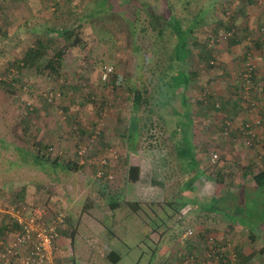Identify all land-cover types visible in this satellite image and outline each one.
<instances>
[{"label":"rangeland","instance_id":"obj_1","mask_svg":"<svg viewBox=\"0 0 264 264\" xmlns=\"http://www.w3.org/2000/svg\"><path fill=\"white\" fill-rule=\"evenodd\" d=\"M253 5L248 3L244 7L239 0H0V26L3 25L0 31L3 78L0 80V226L2 221L10 222V212L17 209H22L25 215L35 208L43 210L42 220L46 224L53 223L61 214L63 223L58 237L66 240L52 242L55 264H113L107 257L110 245L120 256L115 264H183L193 241L198 245L190 247L191 252L204 257L208 235L214 236L213 248L219 249L218 254L227 264H250L242 252L249 253L253 248L255 252L262 251L264 241L260 238L249 242L246 229L236 232L242 235L236 241L237 237L229 235L232 229L228 225L222 224L216 233L198 218L193 224L190 219L193 216L180 211V205L191 199L188 194L179 193L184 191L186 180L197 176L199 181L194 185L198 189L199 184L204 185L202 194L206 202L219 181V173L222 187L228 192L225 207L233 204L232 197L238 202V196L249 193L248 179L240 175L248 164V154L257 161L254 169L250 167L252 173L263 169L260 161L263 154L252 151L259 147L260 141L253 147L244 144L238 113L224 111L233 105L224 106L229 92L237 93V98H241L242 92L228 89L221 93L237 80L231 77L233 72L228 70L223 58L239 59L235 67L239 71L246 53H261L263 48L255 46L259 36L264 35L259 32V26L248 35L237 33L236 29V18L246 6L254 10ZM172 17L182 29L191 30L188 31L190 59L185 63L190 80L185 89L175 88L170 92L172 88L165 83L164 74L172 73L170 65H176L175 61L169 62L174 37L167 21ZM229 27H234L235 34L222 39ZM60 28L71 29L72 36L59 34ZM37 38L46 40V48L34 65H25L23 56ZM63 60L69 63L63 64ZM210 61L214 64L210 65ZM110 65L114 69L103 79L105 68ZM11 68L15 69L12 81L7 78ZM129 73L130 80L126 75L122 81L117 76ZM72 87H76L74 95L67 91ZM50 90L60 92V97L51 103L44 96ZM180 90L184 92L195 128L200 131L201 116L206 122L205 132L210 127L208 133L217 134L220 139L234 137L236 143L229 147L239 154L238 161L243 159L244 166L216 152L215 140L210 146L195 145L202 158L198 165L190 158L192 139L182 123L186 113H177L181 105ZM134 91L140 92L145 101L138 112L136 137L128 129L132 114L130 93ZM243 99V103L247 102V98ZM107 109L120 111L117 122L120 129L110 132L112 120L105 113ZM55 125L59 127L57 131L48 130ZM235 127L239 129L237 132L233 131ZM45 128L50 132L48 138L58 139L41 143ZM55 131L59 132L56 136ZM170 133L175 136L171 141L178 143L174 146L177 153L173 146L163 143ZM14 141L25 145L18 149L12 145ZM102 141L109 145H103ZM83 146L86 153L80 157L77 152ZM34 152L48 160L42 158L41 165H37L32 158ZM113 154L117 159L106 167L112 171V179L95 180L96 162L103 157L113 159ZM124 154L130 158L125 160ZM213 154L217 155L214 161ZM136 161L141 163L145 174L150 175L156 169L163 184H150L148 179L142 182L143 204L135 209L128 207L126 218L120 222L115 214L111 215L110 204L115 203L116 188L125 186V166ZM179 163H184L186 171L193 168L197 171L179 175ZM97 184L111 187L112 195L98 191ZM196 192L191 196H202L199 190ZM249 194L255 195L253 191ZM256 211L255 217L248 214L246 219L256 218ZM231 216L235 222L240 218L235 212ZM188 228L192 230L191 236L184 235ZM17 231L12 226L0 231V250ZM161 247L166 248L165 252H160ZM204 262L224 264L214 257L205 258Z\"/></svg>","mask_w":264,"mask_h":264},{"label":"crops","instance_id":"obj_2","mask_svg":"<svg viewBox=\"0 0 264 264\" xmlns=\"http://www.w3.org/2000/svg\"><path fill=\"white\" fill-rule=\"evenodd\" d=\"M239 1L242 2V5L244 4V7H245V5H248V3L251 4V5L254 4L253 5L254 6V10L251 9V6H246V9L241 11V14L236 18V21H235V23H237V28H236L237 29V33H241V35H244V34L248 35L251 32H253L257 28V26L264 25V4H258L259 0H239ZM246 1L248 2L247 4L245 3ZM11 32L13 33V30ZM259 39L260 40H257L255 42L256 43L255 46L258 47L260 45V46L263 47L264 46V35H260ZM238 45L239 44L234 45L232 47H236ZM261 56H263V55H262V53H260V51L259 52H257V51L252 52L253 64H254L256 76H255V78L253 80L252 88H250L247 92H245L243 90V88H242L243 79L241 78V75H240V70H241L242 63H240L241 65H239V67H238L239 71H237L235 69V67L237 66L236 62H238L239 59L234 61L233 59H230L228 57L227 58L226 57L223 58L224 59L223 61H224L225 65H226V67L228 68V70L230 72H233V75L231 77L234 78V79L237 77V80L234 83L232 82L233 83L232 87L228 86L227 88L223 89L221 91V93L222 92L223 93L227 92L226 90H228V89H232V90L236 89L237 91H241L242 92L241 98L240 97L237 98L236 96H238V95L234 91L229 92V94L226 96V97H229V98L225 97L224 106H225L226 103L233 104L232 107L234 109L232 107L231 108L229 107L230 110L228 108V109H225L224 111L225 112L233 111L234 113H238V117L241 119L240 120L241 125L243 124L245 119H248V118H250L252 116V114H250L248 112V109H247L248 106H249L250 101H252V100L255 101L256 104L258 105L259 109H264V56L263 57H261ZM65 63L68 64L69 61L68 60H63V64H65ZM122 66H123V64H122ZM121 70L124 71V68L122 67ZM64 74H66V73H64ZM124 75H126L127 80L128 79L130 80L132 78V74L131 73H129V74H118L117 76L122 81V77ZM224 78L227 79L226 76ZM116 81H117V78H116ZM74 89H76V87H72L71 90H67V91L70 94L74 95V93H75ZM128 96L129 95H127L126 97H128ZM130 98H131V93H130ZM243 98H245V99L247 98L246 99L247 102L243 103L245 101ZM60 103H63V101L61 100ZM64 104H66V102H64ZM182 110H183V112H182ZM173 111L176 112L175 110H173ZM131 112H132V114L129 116L130 124L128 123V127H129L128 129H130V131L132 133V136L136 137L137 136V132H138L137 127H136L137 126L136 122H138L139 120H138V118H136L135 119L136 122H134V120L132 118V115H133V107L132 106H131ZM177 112H182V113L189 114L188 116L187 115L184 116L185 119L184 118L182 119V123L186 125L185 128H186V130H188L190 139H192L193 147H191V149L193 150V152L191 151V155L192 156L190 158L197 165H198L199 159H202V158H200V154L198 152L199 149H196L195 145L196 144H200L202 146H210V145H213L212 144L214 142L213 140H215V148H214V150L216 152L218 151L220 155L224 154V157L226 159H228V160H231V162L232 161H235V162L238 161L239 154L235 153L229 147V146H231V144H235L236 143V139L234 137H228V139H220L219 137H217V134H216V136H214L213 134H211V133L209 134L208 133V131H210V129H212L210 127L208 128L207 132H205L204 129L207 128L205 126L206 122L203 120L204 118L201 117V116H199V119H198V123H201L200 131L197 130L195 128V126H194L195 125V123L193 122L194 119H193L192 113H191L187 103L184 106L180 105V109ZM201 112L204 113V111H202V110H201ZM105 113L109 114V116H110L109 119L112 120L111 123H109V125H110V127H109L110 129L109 130H111L110 132H113L114 130L120 129V127L117 126L118 119H120V114H119L120 111L119 110H114V109H107L105 111ZM217 113H219V111H217ZM136 114L138 115V113H136ZM115 115H117V116L115 117ZM131 125L134 126L133 127L134 129L132 128V130H131ZM202 125H204V126H202ZM241 125H240L239 128H241ZM53 127H55V128H50L49 127L48 130L54 129V130L57 131V129H59V127L57 125H55ZM174 127H176V123L173 126V128ZM227 127L228 126H225L224 130H226ZM185 128L183 127L184 131H185ZM45 129H46V131L44 130V131L41 132V137L43 138V139H41V141H42L41 143H44V144L45 143L46 144L47 143H51V142L53 143V141L58 139V138H55V137L48 138L47 134L49 135L50 132H47V128H45ZM234 129H235L236 132L239 130L236 127L233 128V131H234ZM56 131H55V133H53V135H55V136H56V133L59 134V132H56ZM242 133H243V131H242ZM256 133H257L256 137H257V139H259L258 141H260V145L261 146L258 145L259 147L255 148L256 150L253 148L252 151L254 152V154L259 153V152L261 154H263V157H262V159L260 161L263 162V167L262 168L264 169V121H263L261 126L256 128ZM121 134H122V132H121ZM172 138H175V136L171 135V133L168 134L167 140H165L163 143L167 144V146L168 145L173 146V149H174V146H176L178 143L177 142L176 143L172 142L171 141ZM122 140H123V138H121V143H124ZM107 141H109V140H107ZM239 141L242 142L243 139L240 137ZM243 142H245V141H243ZM102 144L103 145H106V144L109 145V142H103L102 141ZM56 145H58V144H56ZM174 150H175V153H177V150L176 149H174ZM228 151H230V153L226 154V152H228ZM243 155L244 154H242V156ZM124 156H125V160H126V157H127V159L130 158V156H127V154H124ZM176 159L177 160H182L180 158H176ZM238 162H241V165H243V166L245 165L243 159L238 161ZM255 162H257L255 157L252 158V154H248V162H247L248 164H246V166L244 167L242 172H240V175L243 178L246 176V178L248 179L247 180L248 181L247 185L249 186L248 187L249 188L248 189L249 193L251 191L258 193V191H259L258 187L256 186V184H255V182H254V180L252 178L253 175L257 174L259 171L252 173V171L250 169V167H253L255 165ZM132 164H137L139 166V168H140L139 178L136 181H134V182L130 181L129 178H128V167L130 165H132ZM132 164L128 163L125 166L126 167V169H125V186H123L121 188H119V187L116 188V190H117L116 193H118V195H116L117 197L115 196V205L110 204V205H112L110 207V209H109V211L111 212V215L114 216V214H115L116 215L115 217L119 218L120 222H122V219L126 218L125 214L128 212L127 211L128 207H130L132 209H135V208L139 207V204H143L141 202V201H143L142 200L143 196L141 197L142 193L140 192V185L142 184V182H147L146 179L151 181L150 184H157L160 181H162L161 178H160V174H159V172H157L156 169L150 175H148V174L143 173V169H142L141 163L137 162V163H132ZM179 169H180V171H178L179 175H185L186 172H192V171L195 170V168H193L191 171H186V167H185L184 163H179ZM253 169H254V167H253ZM195 171H197V170H195ZM216 176H217V174H216ZM192 177L193 176H191L188 180H186V183H185L186 186L183 185L185 187L184 191H181V193H179V194H180V196H183L184 194L185 195L188 194L190 199H191L190 201H186V202H184L183 204L180 205V207L182 206L180 211L184 215H188L189 214V216H193L192 218H190V219H192V221H194V222H192L193 224H195L197 222V220L199 219L200 223L206 224V226L208 225L210 227L208 229L209 230H213L216 233L219 232L218 229L223 227L222 224L228 225L229 228L232 229L230 231L229 235H231V237H234V238L237 237L236 241L237 240L239 241L241 239L240 237H242V235H240L239 233H236V232L237 231L238 232H243L246 229L245 234L248 235L249 242H256L260 238L264 241V193L259 198L256 195V196L248 197V198H250V200H247V203L249 204V206L247 204V208L249 209V212L251 211V214L252 215L254 214V217H255V213L254 212L257 210L256 211L257 217L247 221L248 223L240 222V220L239 221L237 220L235 222L234 221V217H232L231 215L235 212V208H237L236 207L237 204H235V203L239 204V201L241 199H239V201L236 202V199H233V197H232L231 200H233L232 201L233 204H231V205L227 204V206L224 207L223 203H224V200L227 199L226 196L228 195L227 194L228 192H227L226 188L222 187L223 184H221V182H222L223 179H222L221 175L218 173L219 181H216V185L213 188V191L211 192L212 194L208 195L209 198L206 200V202L204 201V198H203L204 196L202 194V193H204V189H205L204 185L199 184L200 185V189H198V186L194 185L195 183H197V181H199L198 177L194 176V179H192ZM103 179L104 178H102V180ZM155 179H156V182H154ZM95 180L99 181L101 179H95ZM237 185H236V187H237ZM93 189H95V188H93ZM96 189L98 191L100 190L102 193H105V194L107 193L108 195L109 194L112 195V193H111L112 191L111 190H113V189H111V187L107 188L104 184L103 185H98L97 184V188ZM237 189L238 188H236V190ZM197 190H199V192L201 193L202 196H199V195L191 196V194L197 193L196 192ZM133 192L134 193L137 192V193L135 195H133ZM179 192H180V190H179ZM133 196H135V197H133ZM109 197H111V196H109ZM118 199H119V204H118ZM112 200L113 199L110 198V201H112ZM181 201H183V200H181ZM125 202H126V204H125ZM91 204H93L92 207H94L95 202L93 201V202H91ZM129 204H132V206L129 205ZM223 207L227 209V211L225 209V211H224L225 214L224 215L222 213L223 212L222 211ZM123 208H125L124 211H123ZM120 209L122 211H121V215L119 216V213H120L119 210ZM123 212H124V214H123ZM44 214H45V210H44ZM91 214H92V209H91ZM224 217H225L226 220H224ZM199 235H202V234H199ZM56 240H57L56 241L57 243L58 242L63 243V242H65L66 238L63 237V236H60ZM125 245L128 248L127 244H125ZM190 245L191 246H189L188 252H191L190 247H193L194 245H198V244H195V242L193 241V242L190 243ZM251 245H252V243H251ZM165 247H161L160 252H165V250H166ZM109 250L114 252V253H116L114 247L112 248L111 245H110ZM242 253H243V255L247 256L248 263H250V264H264V246H263V250L262 251L255 252L254 248H253L252 250L249 251V253H246V252H242ZM239 255L240 254H238V256ZM119 258H120V256H119ZM0 264H6V262L4 260H2L1 257H0Z\"/></svg>","mask_w":264,"mask_h":264},{"label":"built area","instance_id":"obj_3","mask_svg":"<svg viewBox=\"0 0 264 264\" xmlns=\"http://www.w3.org/2000/svg\"><path fill=\"white\" fill-rule=\"evenodd\" d=\"M258 4H264V0H259ZM259 32L264 33V25L259 26ZM235 34L234 27H229L226 32L221 36L222 39L229 38ZM220 39V36L217 40ZM261 53L264 56V46L261 49ZM210 65L214 64L213 61L209 62ZM114 67L112 65L107 66L102 75L103 79H106L113 71ZM15 69L11 68L8 72L7 78L11 80L13 78ZM241 78L243 79V90L247 92L252 88L253 80L256 76L253 57L250 53H246L241 65L240 70ZM0 79H3L0 76ZM47 102L51 103L56 98L60 97V92L56 90H50L44 94ZM218 107V103L215 104ZM248 112L252 116L245 119L241 125V130L243 131V137L245 144L249 147H253L257 144L258 139L256 137V128L261 126L264 121V109H259L255 101H250L248 106ZM226 123V122H225ZM229 125V122H227ZM225 125V126H227ZM226 131V130H225ZM259 145V144H258ZM86 146L79 148L78 155L80 157L84 156L86 153ZM113 159H108L107 157L101 158L96 162L94 178L102 179L106 178L108 180L112 179V171L107 170L106 167L110 165L111 161L117 159L116 155H112ZM217 158L216 154H213L212 160ZM43 210L33 209L32 212L24 214L22 209H17L10 212V217L18 226V231L13 238L10 239L8 243H5L0 250V257L6 262V264H55L51 255V245L58 238V230L63 223V217L58 214L55 221L51 224H46L43 218ZM185 236H191L192 230L190 228L186 229L184 232ZM214 236L208 235L205 238L206 247L208 251L204 257L191 252L185 254L183 257V264H205V258L214 257L221 259L224 264H227V260L223 258L221 254H218L219 249L213 248Z\"/></svg>","mask_w":264,"mask_h":264},{"label":"trees","instance_id":"obj_4","mask_svg":"<svg viewBox=\"0 0 264 264\" xmlns=\"http://www.w3.org/2000/svg\"><path fill=\"white\" fill-rule=\"evenodd\" d=\"M169 19L171 21L168 20L167 24L171 28V33H172V36L174 37V46L172 49L173 52L170 55L171 60L169 62L175 61L176 65H175V67L170 65L171 66L170 69L172 70V73H168V72L165 73L164 78H165V83H168L167 86L172 88V89H169V91L171 92L175 88H179L181 90L185 89L187 87L188 81L190 80V78L186 74L185 63L187 60L190 59V52H189L190 50L188 47V40H189L188 31L190 32L191 30L182 29L181 24L178 22V20L176 18L174 19V17H172ZM172 19L174 20L175 23H172V21H173ZM2 26H0V31L3 30ZM72 29H74V28H72ZM2 32H4V31H2ZM58 33L61 35L70 37V36H72L73 32L69 28H62L61 30H59ZM45 42H46V40L43 38H37L36 39V41L32 45V47L29 48L23 56V59H24L23 63L25 65H29V66L34 65L35 62L38 61V57H39V55H41L42 49L44 47L46 48ZM36 58H37V60H36ZM12 79L10 81H12ZM181 90H180L181 105L184 106L186 104L185 103L186 99L184 96V92ZM166 93H168V91ZM131 94H132L131 95V106L133 107L132 118L135 121V119L139 117V115L136 116L137 115L136 113L139 112L140 105L142 104V102H145V101L141 99L140 92L134 91ZM177 113H179V112H177ZM180 113H182V112H180ZM186 115L188 116L189 114H186ZM12 145H15L18 149H21L22 146H24L25 144H21L19 141H17V142L14 141ZM32 158H33L34 162L40 166L41 165L40 164L41 159L44 158V155H42L38 152L37 153L34 152L32 154ZM44 159L48 160V158H44ZM139 172H140V168L137 164L130 165L128 167V178H129V180L132 182L136 181L139 178ZM252 178H253V180H254V182H255L256 186L258 187V190H259L258 193L253 192V194L257 195L259 198L264 193V169L259 171L257 174H254ZM154 182H156V179L154 180ZM162 184H163L162 181L157 183V185H162ZM18 195L20 196V199H21L23 196V193L18 194ZM248 197H251V194L246 193L245 196H243L241 194V198L238 196V198L241 199L242 201H241V204H239V206L237 205L236 206L237 208H235V215L240 217L238 219V221L240 220V222H243V223H248L247 222L248 220L246 219L245 216H248V214H251V211L249 212V209L247 208V204H248L247 200H250V198H248ZM111 204L115 205V203H111ZM129 205L132 206V204H129ZM9 220L11 223L2 221V224L0 226V231L4 230L8 226L18 228L16 223H14V221L10 217H9ZM107 257L113 264H115L120 259L119 256L112 251L109 252Z\"/></svg>","mask_w":264,"mask_h":264}]
</instances>
